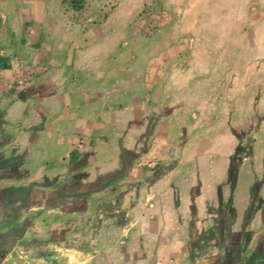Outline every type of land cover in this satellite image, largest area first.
I'll return each instance as SVG.
<instances>
[{"label":"rangeland","instance_id":"rangeland-1","mask_svg":"<svg viewBox=\"0 0 264 264\" xmlns=\"http://www.w3.org/2000/svg\"><path fill=\"white\" fill-rule=\"evenodd\" d=\"M119 2L118 13L131 20L123 32L138 40L129 64L138 77L153 68L152 89L149 100L148 84L138 91L131 120L106 117L105 161L125 174L103 198L73 201L65 218L73 238L94 256L91 264H184L186 243H162L159 231H167L164 239H191L227 215V229L251 233L253 256L264 259V61L240 59L243 48L264 44V0H247L246 8L215 0ZM219 65L231 66V75L214 74Z\"/></svg>","mask_w":264,"mask_h":264},{"label":"crops","instance_id":"crops-1","mask_svg":"<svg viewBox=\"0 0 264 264\" xmlns=\"http://www.w3.org/2000/svg\"><path fill=\"white\" fill-rule=\"evenodd\" d=\"M215 1L224 8L249 4ZM122 8L119 0H87L81 12L64 0H0V58L12 65L0 70V264H91L94 258L65 218L73 201L103 198L109 185H120V163L104 157L105 120H131L138 91L148 84L149 100L152 89L147 69L153 68L139 78L129 64L138 40L123 32L131 20L120 16ZM109 9L117 15L102 16ZM240 59L264 61V44L243 48ZM213 73L228 77L232 67L215 66ZM231 220L204 224L191 239L178 233L164 239L167 231L160 230L161 241L186 243L184 264H261L252 234L227 229Z\"/></svg>","mask_w":264,"mask_h":264},{"label":"trees","instance_id":"trees-1","mask_svg":"<svg viewBox=\"0 0 264 264\" xmlns=\"http://www.w3.org/2000/svg\"><path fill=\"white\" fill-rule=\"evenodd\" d=\"M74 12H81L87 4V0H64ZM12 65L10 60L0 58V70H9L11 69ZM238 151H241L238 150ZM75 154H73L72 158L74 157ZM239 156L243 158L244 153H239ZM75 159V158H74Z\"/></svg>","mask_w":264,"mask_h":264}]
</instances>
